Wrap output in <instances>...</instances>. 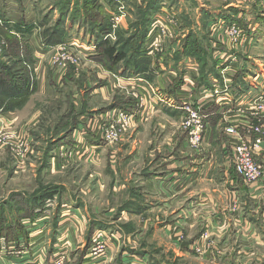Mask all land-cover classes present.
I'll use <instances>...</instances> for the list:
<instances>
[{
    "label": "rangeland",
    "instance_id": "rangeland-1",
    "mask_svg": "<svg viewBox=\"0 0 264 264\" xmlns=\"http://www.w3.org/2000/svg\"><path fill=\"white\" fill-rule=\"evenodd\" d=\"M60 1L0 0V19L4 24H9L8 26H11L12 29L21 22L39 27L38 29L34 28L29 39L38 42L34 54L37 53L42 58L37 68L35 67L36 63L31 66L35 79L34 90L31 94L21 102H12L15 105L9 102L5 103V110L8 108V111H0V205L13 195V201L10 202L9 200L5 205L0 206V212L4 210L5 214L9 211L13 213L16 206L14 199L18 198L17 195L23 199L21 202L23 207L20 209L23 210L24 208L25 210L24 206L27 207V202L32 196L49 190L54 191L55 194L50 198L52 199L50 206L45 207V200L41 207L33 210L37 220L41 219L44 210L52 212L47 221L50 236L53 235V230L56 231V227L60 224H62L63 231L70 230L79 236V226L82 219L84 220L82 231L85 230V227L87 228V220L92 219L89 225L92 224V221L98 220L99 225H110V232H106V234L116 235V237L107 236L111 240H104L105 242L99 244L100 249L97 247L95 249L94 245L89 253L90 255L84 259L83 264H94L93 261L104 255V251L111 245L115 246L118 252H120V248H125L127 251L131 249L129 250L130 253L138 252L141 254V252H145L146 258L144 260L146 264H200V261H195L196 258H192V255L188 257L181 255L182 258L175 259L178 256L172 251V247L175 248L172 243L173 237L163 235L160 227H157L155 232V228H152L155 224L150 226L148 222L146 228L147 220H143V172L146 173L145 170L155 171V165L151 169L150 167L155 158L160 155L158 149L164 150V148H167V144H172L171 142L167 143L165 140L173 135H176L174 137H177L179 141L185 139L188 149L191 148L187 139V131L183 126L187 120L186 115L184 113L172 115L164 111V109L174 106L171 101L172 96L168 94H172L173 89L169 87L162 94L163 97L167 98L169 106L153 100L157 105L155 109H159V111L147 114L144 119L142 116L138 123L126 127L125 130H122L116 142L110 143L102 140L105 136L103 132L101 133V130L110 123L104 121L102 113L100 114L101 117H95L93 123L88 121L85 127L81 128L82 130H77V125L84 121V115L87 113L96 110L98 112L109 111L113 108L111 106L114 102L119 100L120 103L124 100L137 103L136 100H141L143 94L147 93L143 86L147 87L148 84L153 89L157 87V74L152 82H138L136 80L131 82L129 80L131 85L126 87L118 81V79L122 81L124 79L117 76L121 74V71H119V74L118 71L114 73V71L107 70L102 64L91 60V56L95 54L97 41L91 35L86 23L85 25L81 24L83 18L82 0H71L70 4L65 5L66 8H61L66 19L71 18L73 12H76L74 17L77 18L76 25H72L68 21L65 25L67 38L66 42L61 44H66L67 47H59L61 46L59 44L43 50L44 45L40 34L42 31L51 32L56 29L59 25H57V21L62 22V18H64L60 15ZM163 1L165 4L163 6L160 4L159 11L155 14L149 29L152 31L157 19L168 27L173 21L170 16L177 17L180 20V16L184 15L188 16L189 19L180 20L178 32H175L172 42L182 45L189 34L201 42V54L191 55L187 54L186 51L187 55L185 53L176 54L180 56V59L188 57L192 62V65H186L192 71L189 75L192 79V89L198 76L204 77L202 72L211 68L210 63L212 62H214V69L216 70H214L216 75H212L213 80L220 81L225 78L220 75V69L227 62V57L224 54L227 49L218 47L219 41H214L213 45L208 31L212 19L209 18L207 13L206 15L201 11L204 8L208 10L219 9L220 2H213L212 0H162V3ZM114 2L117 4L116 11L111 6H108L106 10L103 9L109 15L113 30L112 34L106 37V40L109 39L113 43L116 41V31L119 29L126 30L127 34L119 40L120 42H115L118 44L116 48H122L126 57L132 56L133 45L138 43L133 36L143 30V8L146 0H114ZM120 11L121 22L116 25L112 22L111 16L112 14L118 15ZM94 14H100V12ZM218 21L223 22V20ZM130 24L133 25L132 31H129ZM7 30L10 32L11 29L7 27ZM13 32H10V34H14ZM223 37H225V29L223 30ZM149 38L147 48L150 47ZM74 43L77 47L72 46ZM254 43H256L255 40ZM0 45H2L1 54L7 44L0 39ZM213 47H215V58L214 54L212 56ZM256 47L257 43L253 48ZM61 49L64 50L60 51ZM252 49L249 50L247 56L264 64L263 51L256 52ZM151 61L149 69L154 66ZM179 61L175 60L173 62L172 60L171 62L169 60L162 63L161 66H164L166 71L160 69L157 73L163 74V77L167 76L171 66ZM205 62H207V65L204 69ZM193 65L197 67L198 71L195 70ZM244 67L251 74L254 71V67L249 63H245ZM180 68L174 72L177 73L178 78L184 75L183 67L180 66ZM230 69L233 72H229L225 80L230 81L231 84L228 86L225 84L223 88L227 91L236 90L242 96H245L246 92L250 93V90H253L247 83L250 77L248 75L244 76L242 79L243 84H238L235 87L236 83H233L232 78L234 70L231 66ZM204 74L206 76V73ZM182 79L181 86L184 85ZM152 88L149 89L153 92ZM152 96L158 98L157 93H153ZM202 108L206 107L202 105ZM89 115L93 117L91 116L92 113ZM123 121L126 120L123 119ZM235 129L237 136L240 138L246 134L240 127ZM68 132L71 133L70 138L73 137L77 140L74 142H77L76 144L80 148L76 149L75 152L74 147H72L71 153L74 152L75 155L79 156L83 152L79 158L81 161H70L72 157L68 154L65 158L59 159L62 156L61 147L67 146L62 150L64 151L68 149V145H61L60 148H57V145L60 139L67 136ZM88 136L93 137L90 140L93 139L97 142L94 144V148H89L86 154V156H92L94 153L92 159H85L86 156H83L84 150L88 147H82V138L85 140ZM221 136V134L220 136L216 134L219 140H221ZM235 139L237 138H232L231 141ZM83 145L86 147L85 144ZM164 152L167 153V150H164ZM256 161H260V159ZM231 169L235 174L234 176L242 180L233 163ZM141 188L142 193H140ZM149 192L155 193V186L147 191L148 197L151 195ZM66 205H70L74 209L81 207L83 210L80 213L82 219L78 220L75 216H69L67 212L71 211L73 213L74 209L64 210ZM123 210L128 211L129 214L124 213ZM75 212L78 213V211ZM27 214L28 212L25 211V215ZM130 214L132 215L129 216ZM1 216L2 213H0V218ZM104 233L98 232L96 234L104 236ZM119 234H122L123 237L130 235L132 238L128 243H125L121 239L123 237H118ZM50 246L54 248L55 245L51 243ZM234 248L233 253L239 251L238 246ZM201 251L203 250H196L197 253ZM52 252L54 253V249ZM80 252V249L73 253L68 250L60 256L53 255L48 264H56L59 257L62 264H76ZM122 252L127 253L123 250ZM73 254L75 255V262ZM235 255L228 253L223 260H216V264H240L242 259L237 258ZM111 258V260L105 259L102 264H135L136 262V259L133 262L134 258L131 259V257L127 262L124 261V257L122 259V256L121 261H118V255ZM263 261L264 258H250L245 264H262Z\"/></svg>",
    "mask_w": 264,
    "mask_h": 264
},
{
    "label": "crops",
    "instance_id": "crops-1",
    "mask_svg": "<svg viewBox=\"0 0 264 264\" xmlns=\"http://www.w3.org/2000/svg\"><path fill=\"white\" fill-rule=\"evenodd\" d=\"M212 1L220 2L221 6L219 9L208 10L204 8V10H201L203 13H207L212 19L208 27L210 39L213 41V45L214 41H219L218 47L227 49L224 53L227 57L226 64L231 66L234 70L235 76L233 74L232 78L234 81L233 83H236L235 87L238 86V84L242 85L243 77L248 75L251 80L248 79L247 83H249V87H252L253 90L249 88L251 89L250 93L246 92L245 96L240 95L235 90L234 92L236 93L234 94L239 96L238 99L240 101L236 104H221L216 100L209 101L212 103L204 104L206 108L203 109L202 113L206 116V124L203 132L205 138L199 149H188L186 140L183 139L179 141L177 137H174L176 135L165 140L167 143L171 142L172 144H167V148H164V150H167V153L164 152V150L158 149L160 155L155 158L150 167L151 169L152 166L155 165V171L145 170L147 172H143V220H147L146 228L149 222L150 226L151 224H155V226L152 227L155 228V232L156 228L160 227L163 235L173 237L172 243L175 248L172 247V251L179 257H175L177 260L182 258L181 255L185 257L192 255V258H196L195 261H200V264L205 262L207 264H216L217 261L223 260L229 253L236 254L235 256L237 258L242 259L240 264H245L250 258H264V174L262 179L254 184H246L241 179H237L234 176L235 174L231 169V142L234 140L231 141L232 138L225 134V127L228 123L236 126L245 124L256 115L258 119L264 123L262 118L263 114L259 108H257L258 106L255 105L259 104V106L264 107V64L263 62L257 61L255 58L252 59L247 56L249 50H251L256 43L257 47L252 50L256 52L261 50L264 53V0ZM164 4L165 2L163 1L161 6ZM224 17H232L230 18L231 20H236L233 22L230 21V23L225 20ZM176 19L178 20L177 17ZM1 20L2 19H0V21ZM218 20H223V22ZM231 25H235L239 30L248 34L250 36L249 40L239 42L237 45L232 46L227 38L223 37V30ZM179 26L180 20H178L177 30ZM17 37L19 36L17 35ZM254 40L256 43H254ZM37 43L34 40H30V44L34 46V48ZM252 45L253 47L251 48ZM183 49V44H176L173 53L169 54L165 59H160V55L152 61L149 58L152 62L151 64L154 63V66L146 72L147 77H123L122 75H117L120 79L124 78L123 81L119 79L118 81L126 87L131 85L129 80H131V82H134V80L138 82H152L157 76V87L153 89L149 87L148 84L147 87L143 86V89L147 93L143 94L141 100L138 99L139 102L136 100L137 103L135 108L127 113L137 111L141 102H143V106L148 104V109L143 115V119L147 114L159 111V109H155L157 105L153 100L163 103L161 100L167 99L163 97V91L169 87L173 88L178 82H180L179 87L174 91L172 90L174 94H170V96H172L173 99L178 98L179 100H184L183 96L179 95L182 94L180 92L181 79L182 77L190 75L191 70L186 67V65H192V62L188 57L180 59V56L176 55L178 53H184ZM213 54L215 58V47H213L212 56ZM34 58L36 60L35 67L37 68L42 58H40V55L38 56L37 53L34 54ZM169 60L171 62L172 60L173 62L175 60L180 61L171 66L170 71L167 73V78V76L163 77V74L160 75V73L157 72L160 69L161 71H166V68L161 66V64ZM245 63H249L254 67L252 74L244 69ZM180 66L184 69V75L178 78L177 73L174 72L181 69ZM193 67L197 70L195 65H193ZM169 75H171V77H169ZM199 78L200 76H198L195 81L192 90L194 100H198L204 95H207L213 82V76L209 75L206 84L204 83V85L197 86ZM149 88H152L154 91L152 92ZM153 93H157V99L152 96ZM234 102H236V99ZM179 104L180 103L174 104V106L169 107L170 109L165 107L166 109H164V111L172 115L184 113L175 108ZM110 111H112V109L102 112H98L97 110L90 112L89 114L92 113L93 115L91 116L93 117H90L88 113L85 114L84 121H81V123L77 125V130L85 127L88 121H92L93 123L96 119L95 117L100 116L101 113L105 115ZM208 111L209 113H206ZM262 131L264 132V126ZM216 134L218 136H220V134L222 135L220 138L221 140L216 137ZM91 138L93 137L88 136L85 140L82 138V143L86 145L85 147L82 144V147H88L84 150L85 156L87 150L89 151V148H94V144L97 143L93 139L90 140ZM254 138V134L246 133L242 136L243 140L250 142H252ZM70 141L71 144H66L68 142L64 140L57 145V148H60L59 146L61 145H68V148L74 147L75 152L76 149H80L78 144H76L77 142H74L77 141L76 139L72 137ZM71 150L65 152L61 151L62 156L59 157V159L65 158L66 154H68V156L72 157L70 161H81L79 160L81 156L75 155L74 152L71 153ZM93 155L94 153L92 156L87 155L84 157L85 159H92L94 158ZM254 156L256 159H260L264 164V142ZM154 186L155 193L149 192L151 195L148 197L147 191L153 189ZM140 193H142V188L140 189ZM51 197L52 196L47 199ZM34 209L37 210L36 207ZM34 209H32V211ZM65 209L71 210L74 208L70 205H66V207H64V210ZM75 211H78V213ZM15 212L16 209H14L13 213L10 211L6 214L4 213L3 220H5L6 226H12V229L10 227V231L19 228L20 237L16 236L18 240H14L10 237L1 235L0 232V237L3 238L5 246L8 245L10 250L7 252H0V264H48L53 255L57 254L60 256L62 253H65V251L71 250L73 253L79 249L81 252L76 262L74 254L73 259L76 264H83L84 259L90 255L89 253L95 245L92 239L96 233L105 232V238L104 236L102 238L103 241L111 240L108 239L107 236L116 237L114 234H106V232H110V225H99L98 220L95 219L90 225L89 222H91L90 220L92 219L87 220V228L85 227V230L82 231V222L84 223V220L81 218L80 214L83 212L81 207L74 209V214L71 211L67 212L69 216H75L78 220L82 219L79 226V236L78 234L72 233L70 230L63 231L62 224L58 225L56 231L53 230L54 233L50 236V231L48 230L49 225L47 223L52 213L50 210H44L39 220L36 219V214L34 213L30 218H27L26 216L18 217ZM123 212L129 214L127 213L128 211L126 212L123 210ZM131 215L132 214L129 216ZM144 215L146 216L144 217ZM118 218L120 219L121 217ZM143 228L145 227L143 226ZM118 237L121 238L123 235L119 234ZM131 238L132 236L129 235L121 239L125 243H128ZM51 243H54V248H51ZM235 246H238L239 251L233 253L232 251L235 250ZM53 249L54 253L52 252ZM197 249L203 251L197 253ZM116 250V247L111 245L104 251V255L95 259L93 263L102 264L105 259L108 258L111 260V257H117L118 255V261H121L124 257V261L127 262L131 257V259L134 258L133 262H135L136 259L135 264H146L144 260L146 258L145 252H141V254L138 252L130 253L129 250L131 249L127 251L125 248H120V252H118V250L116 252ZM122 250L127 253L122 252ZM262 264H264V261Z\"/></svg>",
    "mask_w": 264,
    "mask_h": 264
},
{
    "label": "trees",
    "instance_id": "trees-1",
    "mask_svg": "<svg viewBox=\"0 0 264 264\" xmlns=\"http://www.w3.org/2000/svg\"><path fill=\"white\" fill-rule=\"evenodd\" d=\"M70 3L71 0H61L59 2V7L60 9H64L66 8L65 5ZM81 3L83 11V18L81 24L85 25L86 23L91 35H93L97 41L94 52L95 54L91 56V60L102 64L103 67H105L107 70L114 71V73H116L117 71L119 73V71H121L120 75H122L123 77H147L146 72L149 71L150 67V59L147 57L146 49L147 41L151 32L149 28L152 25L155 14L159 11L162 0H146L145 7L143 8V30L141 32H137L135 35L133 34V37H135L138 43H134V49H132L133 54L132 56L128 57H126L125 51L122 48H116L118 47V44L115 43L116 41L117 43H119V40L127 34L126 30L119 29L118 31H116V41L113 43H111L109 39H107L106 41L102 40L103 38L111 35L113 31L109 15L104 12L103 9L105 8L106 10L108 6H111V8L116 11L117 4L114 2V0H82ZM98 12H100L101 15L94 14ZM75 13L76 12L72 13V15L70 16L71 18L66 19L61 9L60 15L62 17L64 16V18H62V22L57 21V25L59 24L58 27L56 29H53L51 32L42 31V33L40 34L44 45L43 50L66 42L65 40L67 37L65 25L67 21L72 25L77 24V18L74 17ZM224 18L228 22H233L236 20H231L230 18L232 17ZM187 19H189L188 16H180L181 21ZM2 25L0 26V39L3 40L5 44H7V46L3 48V52L0 54V111L5 110V103L9 102L10 104H13L15 102H21L22 100L27 98L34 90L33 86L35 85V79L31 71V66L36 61L34 58L35 48L30 44L29 38H31L33 34L32 31H34V28H37V25L35 26L33 24H27L23 22L13 27L14 30L11 28V26H8L9 24H4L2 22ZM130 25L131 27H129V31H132L133 25ZM7 27L11 29L10 32L14 31V34H10V32H8L7 30ZM17 35L19 37H17ZM183 48V52L185 53L186 51L187 54L195 55L202 53L201 42L197 39H194L190 34L184 41ZM206 65L207 62H205L203 65L204 69L206 68ZM210 67L211 68H208V70L206 69V71L202 72V75H204V77H200L198 79L197 86L204 85V83L206 84L209 75H216V70L214 69V62L210 63ZM204 73H206V76ZM179 85L180 82L176 83L172 88L173 91L178 88ZM120 102V100L115 101L114 104L111 106L113 107L111 109H119L125 112H130L136 106L135 102L130 103L127 100L122 101V103ZM5 111H8V108ZM206 113H209V111ZM70 135L71 133L68 132L67 136L63 137L64 139L62 138L59 140V143L66 140L69 144H71ZM54 194V191L49 190L45 191L44 193L41 192L38 195L32 196L28 200L29 202H27L28 208L24 206L25 210L24 208L23 210L20 209L21 207H23V204L20 203L23 201V199L19 197V195H17L18 198L14 199L16 203V216H26L27 218H30L33 214L32 209H34L35 207H41L44 201ZM12 197L13 195H11L10 198L3 202V204H1L0 206L5 205L9 200L10 202H12ZM25 211L28 212L27 215H25ZM0 213H2V216L0 218L1 235L5 237H10L14 240H18L17 238L20 237L18 231L19 228L14 229V231H10V227L12 229V226H6L5 220H3L4 210Z\"/></svg>",
    "mask_w": 264,
    "mask_h": 264
},
{
    "label": "built area",
    "instance_id": "built-area-1",
    "mask_svg": "<svg viewBox=\"0 0 264 264\" xmlns=\"http://www.w3.org/2000/svg\"><path fill=\"white\" fill-rule=\"evenodd\" d=\"M120 13L121 11L118 13V15L112 14L111 16L113 19L112 22L116 25H118L121 22V15H119ZM170 17L171 20L173 21L172 24L168 27L164 26V24L160 20L158 19L155 20L149 38L150 39L149 44H151V47L147 48L146 46L148 58L154 59L160 55V59H165L169 54L173 53V51L175 50L176 44L172 42V38L174 37L175 32L176 33L178 32L177 30L178 21L176 17L175 18L172 16ZM0 24H2L1 21ZM225 38H227V40L232 46H235L239 42L248 41L250 36L239 30L235 25H231L227 29H225ZM103 40H106V37L103 38ZM72 46L77 47L75 43L72 44ZM36 47L37 46H35V49ZM59 47H67V45L61 44V46ZM63 50L64 49H61L60 51ZM1 51H2V45H0V52ZM229 72H233V71L230 69V66L228 64L221 66L220 75L224 76L225 78H222V80L220 81L213 80L209 93L207 95H204L198 100L197 99L194 100L193 97L191 77L185 76L182 79L184 85H182L180 88V92L182 94H179L183 96L184 100H179L177 98L176 93L175 95L177 99L172 98L171 100L173 105L180 103L175 108L181 110L186 115L187 120L183 126L187 131L188 143L190 147L193 149H199L200 144L202 142V134L204 132L205 119H206V116L203 115L202 113L203 111L202 105L207 104L209 103V101L212 100H216L221 104H227V105L236 104L237 102H240L238 99L239 96L238 95L236 96L234 94L236 92L227 91L223 88L225 86L224 80L226 79V75ZM235 99L236 102H234ZM161 102L168 105L167 99L166 100L163 99L161 100ZM191 103H193L194 106ZM255 105H257L258 106L257 108H259V110L262 112L263 114L262 118L264 120V107L259 106V104H255ZM147 109H148V104H145L143 106V102H141L138 106V110L135 112L127 113L119 109H114L106 113L104 115V119H105L104 121L105 122L108 121L110 123L104 126L103 129L101 130V133L103 132L105 136L104 139L102 140L108 141L110 143L118 141L120 134L122 133V130H125L126 127H129L132 124L134 125L135 123H138L141 120L142 116L147 111ZM123 119L126 121L124 122ZM121 121H123V123H121ZM263 126L264 123L260 121L258 119V116L256 115L254 118H251V120H249L245 124L239 126H236L234 124H228V126L225 128V134L228 137L237 138L232 143V147H233L232 163L236 172L246 184H254L258 182L259 180L262 179L264 174L263 162L256 161L257 159L256 158L254 159L253 156L255 155L253 151L255 150L257 151L260 148L261 144L264 142V132L262 131ZM236 127H240L242 131H244L245 133L254 134L255 138L252 140V142L247 141L246 143H243V141L245 140L237 136L238 134L236 133V129H235ZM61 149L63 150V148ZM69 150H71V148H68L64 151H69ZM83 156H85V151ZM51 202L52 199H47L45 202V207L50 206ZM102 238H103L102 234H95L93 236L95 249L96 247L100 249L99 244L105 242L103 241ZM8 250H9V246L8 245L5 246L3 238L0 237V252H7ZM56 264H62L60 257L58 262H56Z\"/></svg>",
    "mask_w": 264,
    "mask_h": 264
},
{
    "label": "bare ground",
    "instance_id": "bare-ground-1",
    "mask_svg": "<svg viewBox=\"0 0 264 264\" xmlns=\"http://www.w3.org/2000/svg\"><path fill=\"white\" fill-rule=\"evenodd\" d=\"M150 47H151V44H150ZM150 47H148V48H150ZM152 59V58H151ZM224 82H225V84L228 86V85H230L231 84V82L230 81H228V80H224ZM226 90V89H225ZM205 109V108H204ZM229 124V123H228ZM228 124H227V126H228ZM226 126V127H227ZM225 127V128H226ZM203 140H204V133L202 134V142H201V144H200V147H201V145H202V143H203ZM247 141L245 140V141H243V143H246ZM64 148H67V147H64ZM257 151L255 150V151H253V153H256Z\"/></svg>",
    "mask_w": 264,
    "mask_h": 264
}]
</instances>
